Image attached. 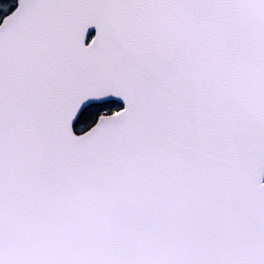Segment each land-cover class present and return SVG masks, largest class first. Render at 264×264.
<instances>
[{"label":"snow or ice","instance_id":"1","mask_svg":"<svg viewBox=\"0 0 264 264\" xmlns=\"http://www.w3.org/2000/svg\"><path fill=\"white\" fill-rule=\"evenodd\" d=\"M0 264H264V0H0Z\"/></svg>","mask_w":264,"mask_h":264}]
</instances>
